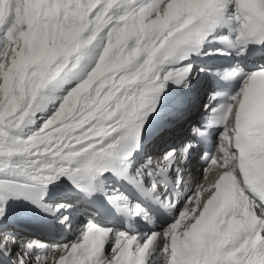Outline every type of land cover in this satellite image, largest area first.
Here are the masks:
<instances>
[{
    "label": "snow or ice",
    "instance_id": "6c2138e0",
    "mask_svg": "<svg viewBox=\"0 0 264 264\" xmlns=\"http://www.w3.org/2000/svg\"><path fill=\"white\" fill-rule=\"evenodd\" d=\"M17 206L71 240L20 242ZM5 260L264 264V0H0Z\"/></svg>",
    "mask_w": 264,
    "mask_h": 264
},
{
    "label": "bare ground",
    "instance_id": "6f19581e",
    "mask_svg": "<svg viewBox=\"0 0 264 264\" xmlns=\"http://www.w3.org/2000/svg\"><path fill=\"white\" fill-rule=\"evenodd\" d=\"M188 166H190V173H191V178L192 179H197L198 180V184L200 183H205L204 180V174H201V171L199 169V164L196 163V160H191L188 164Z\"/></svg>",
    "mask_w": 264,
    "mask_h": 264
}]
</instances>
